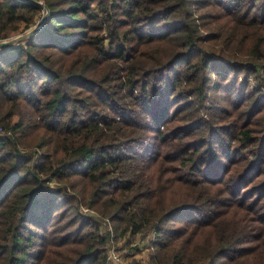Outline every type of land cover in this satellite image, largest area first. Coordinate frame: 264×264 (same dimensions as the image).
I'll return each instance as SVG.
<instances>
[{"label":"trees","instance_id":"16d2710c","mask_svg":"<svg viewBox=\"0 0 264 264\" xmlns=\"http://www.w3.org/2000/svg\"><path fill=\"white\" fill-rule=\"evenodd\" d=\"M38 1L0 48V264H106L104 223L264 264V0H0V41Z\"/></svg>","mask_w":264,"mask_h":264},{"label":"rangeland","instance_id":"374dc122","mask_svg":"<svg viewBox=\"0 0 264 264\" xmlns=\"http://www.w3.org/2000/svg\"><path fill=\"white\" fill-rule=\"evenodd\" d=\"M38 2L43 3L42 1H38ZM44 17H45V12H43L41 18H39L37 23L42 21ZM34 26H32L30 30H32ZM28 31H25L23 34L27 33ZM23 34L12 36L9 39L15 38ZM17 42L12 43L11 44L12 47H19ZM34 142H35V137H32L28 146L21 145L23 147L21 148V151L31 154L32 156L34 155L33 157L35 160V158L40 154V150L36 147L37 144ZM49 186L54 187L55 184L50 183ZM70 203H72V205L70 206H75L81 215L95 217L99 221L96 213L93 210L88 209L86 208V206L82 205L83 204L82 200H79L78 204L76 202H70ZM70 206L64 209L63 218L65 216V219L63 220L62 217H60L54 223L57 224L58 227L60 224L63 225L65 224L64 226H60L62 228L56 231V234H58V236L70 230L69 227L70 223H67L68 218L72 214V209H70L71 208ZM61 210H63V208ZM58 227L54 226V228H58ZM106 230L110 231V239L106 244V255H107L106 264H151L150 263L151 250L148 245V240H149L148 236L150 235H147L145 240H142L138 236L135 237L129 236L128 234L125 236H117L116 233L113 231V226H111V224L109 223L100 224L99 232L103 234ZM48 237H51V235H48ZM55 250L59 251L60 249L55 248Z\"/></svg>","mask_w":264,"mask_h":264},{"label":"water","instance_id":"95a60500","mask_svg":"<svg viewBox=\"0 0 264 264\" xmlns=\"http://www.w3.org/2000/svg\"><path fill=\"white\" fill-rule=\"evenodd\" d=\"M27 1H28V0H27ZM38 4L42 6V8H43V10H44V12H45V17H44V19H43L42 21H40L39 23H37V24L34 26V28H33L32 30H29L27 33H25V34H23V35H20V36H17V37H15V38H11V39H9V40L7 39V40H3V41H1V42H0V48H3V47H6V46H9V45H11L12 43H15V42H17V41H20V40H23V39L27 38V37L33 35L34 33H36L37 31H39V30L44 26V23H45V21H46V19H47V16H48V14H49V10H48L47 6L44 5L43 3H39V2H38Z\"/></svg>","mask_w":264,"mask_h":264}]
</instances>
